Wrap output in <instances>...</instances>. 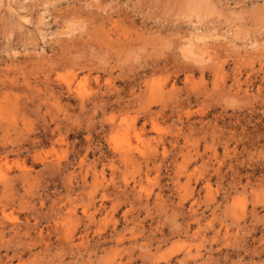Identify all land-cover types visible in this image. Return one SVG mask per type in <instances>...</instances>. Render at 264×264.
<instances>
[{
  "label": "rangeland",
  "instance_id": "rangeland-1",
  "mask_svg": "<svg viewBox=\"0 0 264 264\" xmlns=\"http://www.w3.org/2000/svg\"><path fill=\"white\" fill-rule=\"evenodd\" d=\"M0 264H264V0H0Z\"/></svg>",
  "mask_w": 264,
  "mask_h": 264
}]
</instances>
